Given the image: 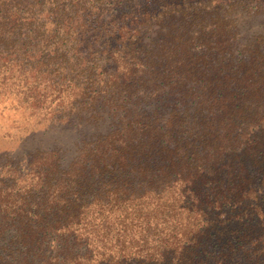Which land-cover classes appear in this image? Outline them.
I'll return each instance as SVG.
<instances>
[{
  "label": "trees",
  "instance_id": "1",
  "mask_svg": "<svg viewBox=\"0 0 264 264\" xmlns=\"http://www.w3.org/2000/svg\"><path fill=\"white\" fill-rule=\"evenodd\" d=\"M242 13L264 0H0V92L116 123L69 164L1 161L0 264H264V38L240 45Z\"/></svg>",
  "mask_w": 264,
  "mask_h": 264
},
{
  "label": "rangeland",
  "instance_id": "2",
  "mask_svg": "<svg viewBox=\"0 0 264 264\" xmlns=\"http://www.w3.org/2000/svg\"><path fill=\"white\" fill-rule=\"evenodd\" d=\"M239 19L242 21L241 46L247 45L245 43L253 40L254 36L262 35L264 38V16L242 13ZM99 119H83L80 125L39 122L35 116H30V110L20 105L14 95L0 92V163L9 158L18 160L25 153L39 147L61 146L69 164L84 140L106 133L112 123L116 124L107 112L103 119Z\"/></svg>",
  "mask_w": 264,
  "mask_h": 264
}]
</instances>
